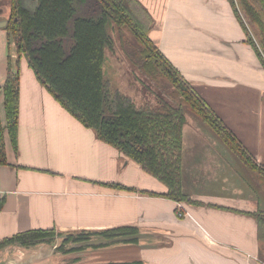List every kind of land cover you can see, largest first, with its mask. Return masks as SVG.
Wrapping results in <instances>:
<instances>
[{"label": "crops", "instance_id": "0c3cea01", "mask_svg": "<svg viewBox=\"0 0 264 264\" xmlns=\"http://www.w3.org/2000/svg\"><path fill=\"white\" fill-rule=\"evenodd\" d=\"M140 2L153 18L151 39L264 165V66L245 40L230 0ZM9 14L10 3L0 8V86L9 57L12 68L19 67V112L17 148L6 134L7 163L0 164V240L39 227L99 232L133 226L160 241L170 237L169 244H117L127 257L105 262L174 264L175 254L186 250H204L201 264H250L244 256L258 259V222L252 212L261 192L257 183L243 180L236 181L235 191H227L226 180L213 176L221 164L250 171L233 151L226 157L225 147L216 145L217 134L184 123L183 188L197 203L162 195V181L70 114L25 59L16 64V47L12 40L8 43L9 34L1 25ZM0 107L4 118L2 96ZM115 246H88L77 253ZM54 254L48 242L9 244L0 248V261L56 264Z\"/></svg>", "mask_w": 264, "mask_h": 264}, {"label": "trees", "instance_id": "16d2710c", "mask_svg": "<svg viewBox=\"0 0 264 264\" xmlns=\"http://www.w3.org/2000/svg\"><path fill=\"white\" fill-rule=\"evenodd\" d=\"M230 2L243 25L245 40L264 66V0ZM152 23L151 13L140 0H38L33 12L24 9L20 0H11L10 15L3 27L9 34L8 43L11 36L14 38L16 64L19 66L23 56L37 79L70 114L92 128L100 140L113 145L162 181L166 185L162 195L178 201L190 199L183 188L182 166L186 108L213 129L249 170L264 178V165L258 163L151 39ZM107 47L125 57L129 72L132 70L152 84L150 87L140 79L153 92L156 102L151 99L137 102L105 77L103 65ZM19 79V67L13 69L8 57L6 77L0 86L4 110L2 118L0 109V164L7 163L6 134L17 148ZM119 185L122 184L116 183ZM262 196L264 194H260L259 206L252 214L258 222V259L264 264ZM132 232H137V228L117 226L99 232L30 228L1 239L0 248L9 244L28 247L51 243L58 235L62 241L57 249L72 251L84 248L88 239L99 234L111 237ZM69 244L73 247L67 246ZM141 263L137 259L73 264Z\"/></svg>", "mask_w": 264, "mask_h": 264}, {"label": "rangeland", "instance_id": "374dc122", "mask_svg": "<svg viewBox=\"0 0 264 264\" xmlns=\"http://www.w3.org/2000/svg\"><path fill=\"white\" fill-rule=\"evenodd\" d=\"M10 1L11 0H0V8L6 9V6L8 5V3H10ZM75 3H79V2H75ZM8 17L9 15L7 16V18ZM110 33H112L113 35V32L111 30ZM11 39L14 43V38L12 36ZM111 49H112L111 47L106 48V53H105L106 56L103 65L105 77H107L115 86L119 87L124 93L132 96L137 102H142L144 101V99H151L152 101L156 102L157 100L155 99L153 92L148 87V85L152 87V84L147 79L140 77L137 73L133 72L132 70L129 72L128 69H130V66L125 60V57L123 55H120L116 49H112V50ZM21 59L24 60L25 58L21 56ZM122 61L124 63H122ZM140 79H143L145 83H148V85H145L143 82L141 83ZM185 110H186L185 111L186 121H190L191 124L193 123V126H198V128L202 130L205 129L208 132L215 133V131L211 129L205 122H203L195 113L191 112L188 108H186ZM184 133L187 135L186 129ZM186 135L184 137H186ZM217 138L218 139L216 140H218L219 143L215 141L216 145L219 144L222 148L225 147L226 157L227 158L232 157V155L229 153L231 151L226 145V143L223 142L219 136ZM185 142H187L186 138H185ZM249 172H247L245 168L242 169L240 165H233V167H230L228 165L227 168H224V166L221 164L218 171H213L211 173L213 174L214 177L220 178V180L223 179L226 180L227 191H235L236 188H233V186L236 183V181L243 180L246 183H248V185H250L249 183H253V184L257 183L258 184L257 190H259L261 194H264V178L260 177V175H258L255 172L253 173L251 170ZM207 173L210 172L207 171L206 174ZM202 176H204L203 173ZM253 192H255V189L253 190ZM263 198L264 197L262 196V199ZM155 239L156 238H154V240ZM167 239H170V237H168ZM61 241H62V237L56 235L54 237V241H52L50 244L54 253L56 252V254L53 255L54 258L53 260L56 264L58 263L72 264L75 263L77 259L78 261L81 262L82 261L92 262V263H96L99 261L105 262L107 260L117 259L122 256L127 257L126 252L124 253V251H122L115 245L124 244L125 247L128 246H132V248L134 247L133 245L134 242H130V243L126 241H119L115 243L112 242V246L115 247H109V249L106 247L105 249H101L99 251L97 250L95 252H85L79 256L77 251L75 250L65 251L63 249H57ZM70 244L67 246H71ZM71 247H73V245ZM172 253H164V254L170 255ZM203 253L204 250L203 251L189 250V252H187L186 250V252H177L174 256L173 262H175L174 264H201V258L203 256ZM263 257H264V249H263Z\"/></svg>", "mask_w": 264, "mask_h": 264}, {"label": "water", "instance_id": "95a60500", "mask_svg": "<svg viewBox=\"0 0 264 264\" xmlns=\"http://www.w3.org/2000/svg\"><path fill=\"white\" fill-rule=\"evenodd\" d=\"M20 1H21V6L24 9L29 10L30 12H33L35 7L38 4V0H20ZM6 21H7L6 19H3L1 22V25L4 26L6 24ZM132 238L138 239V241H136L134 244L136 246H139V247H147V248L153 247V248H155V247H158L159 245H161L162 242H164L163 245L169 244V241L167 239H163L164 241H160V240H158V238H156L154 236L153 233L140 231V230L135 232V233L117 235V236H113V237H106L102 234H99V235H96V236L88 239L85 243L88 245H91V244L112 242V241H118V240H126V239H132ZM154 238H156V239L154 240ZM156 240H158V241H156ZM165 242H168V243H165ZM14 245H18V244H14ZM33 246H35V245H33ZM24 247H26V246H24ZM28 247H30V246H28ZM238 253H240V252H238ZM244 257L247 259L249 258L250 264H262V262L257 258H251L249 256H244ZM0 264H4V261H0Z\"/></svg>", "mask_w": 264, "mask_h": 264}, {"label": "flooded vegetation", "instance_id": "af4514ba", "mask_svg": "<svg viewBox=\"0 0 264 264\" xmlns=\"http://www.w3.org/2000/svg\"><path fill=\"white\" fill-rule=\"evenodd\" d=\"M29 11V10H28ZM10 15V14H9ZM246 21L244 20V23H245ZM247 24V23H246ZM243 26V25H242ZM258 55V54H257ZM260 60V59H259ZM262 64V63H261ZM189 201L191 202V201H193L191 198L189 199ZM132 233H135V232H132ZM125 234H131V233H125ZM119 235H123V234H119ZM115 236H117V235H115ZM107 237V236H106ZM111 237H113V236H111ZM133 239V238H132ZM132 239H126V240H118V241H112L113 243L114 242H119V241H127V242H133L134 240H132ZM134 239H136V238H134ZM112 242H104V243H98L97 244V246H105V245H108V244H111ZM86 244V243H85ZM91 245H93V244H91ZM88 246V245H87ZM87 246H85L84 248H86ZM97 246H93V247H97ZM84 248H80V249H77V250H75V251H80V250H82V249H84ZM78 260V259H77ZM76 260V261H77ZM75 261V262H76Z\"/></svg>", "mask_w": 264, "mask_h": 264}]
</instances>
